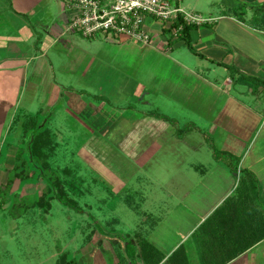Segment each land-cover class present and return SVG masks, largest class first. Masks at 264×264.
I'll use <instances>...</instances> for the list:
<instances>
[{
	"label": "crops",
	"instance_id": "1",
	"mask_svg": "<svg viewBox=\"0 0 264 264\" xmlns=\"http://www.w3.org/2000/svg\"><path fill=\"white\" fill-rule=\"evenodd\" d=\"M169 2L198 20L192 48L147 16L161 62L149 78L119 79L111 105L55 78L49 53L84 37L65 0H0V158H21L28 117L38 133L75 127L81 151L103 150L88 163L137 218L118 264H264V0ZM178 73L199 91L179 88ZM242 176L248 199L234 198Z\"/></svg>",
	"mask_w": 264,
	"mask_h": 264
},
{
	"label": "rangeland",
	"instance_id": "2",
	"mask_svg": "<svg viewBox=\"0 0 264 264\" xmlns=\"http://www.w3.org/2000/svg\"><path fill=\"white\" fill-rule=\"evenodd\" d=\"M155 22L164 23L160 19ZM83 38L77 45L53 48L49 53L56 64L55 78L69 80L75 88L82 83L94 98L111 105L118 94L119 79L149 78L151 64L161 62L160 53L152 49L156 42L150 47L126 35L111 34L103 39ZM162 73L157 70L158 77ZM175 80L185 93L199 91L197 78L178 73ZM146 98L152 100L153 95ZM74 129L63 125L61 133L49 128L43 132L47 134L40 158L30 149L37 131L29 133L27 146L20 149L23 157L13 166H6L4 149L0 158V264H88L92 254L104 256L105 264H115V259L122 263L120 249L134 230L136 215L89 165L93 156L103 157V150L96 148L93 153L87 147L81 151L86 134ZM104 151L108 154L109 150Z\"/></svg>",
	"mask_w": 264,
	"mask_h": 264
},
{
	"label": "built area",
	"instance_id": "3",
	"mask_svg": "<svg viewBox=\"0 0 264 264\" xmlns=\"http://www.w3.org/2000/svg\"><path fill=\"white\" fill-rule=\"evenodd\" d=\"M75 11L69 29L87 39L126 35L133 42L151 45L153 37L145 27L147 16L172 24L180 18L187 24L198 21L169 0H65ZM183 26L175 30L177 34Z\"/></svg>",
	"mask_w": 264,
	"mask_h": 264
},
{
	"label": "trees",
	"instance_id": "4",
	"mask_svg": "<svg viewBox=\"0 0 264 264\" xmlns=\"http://www.w3.org/2000/svg\"><path fill=\"white\" fill-rule=\"evenodd\" d=\"M181 25L183 26L182 30H180L178 33H179V36L180 38H184L186 41H187V44L190 48H192L191 46V42H190V32L196 27V25H193V24H187L183 21L182 18H180V20L172 23V25L170 26L169 30L170 31H173L174 29L177 30L181 27ZM35 120V117H28L25 119L24 121V133L25 134H29L31 132H35L39 129V125L37 122L34 121ZM44 134L43 132H37L35 136H33L32 138V142H31V145H30V149H31V153L37 157H41L39 152L41 153L42 150H41V147L43 146V141L46 139H43L44 138ZM47 134V133H46ZM45 134V135H46ZM225 157H229L228 154H225L223 155ZM235 197H238V198H243L244 199H248L249 197H251L250 195V186L248 184V181L247 179L242 176L241 177V181H240V185L238 187V190L236 192V196ZM61 201L65 204H68L69 202L65 201V200H62ZM231 202V199L227 200L225 202V204H228ZM72 203H75V202H72ZM69 205V204H68ZM128 246V245H126Z\"/></svg>",
	"mask_w": 264,
	"mask_h": 264
}]
</instances>
